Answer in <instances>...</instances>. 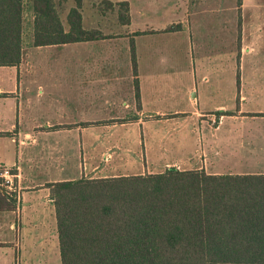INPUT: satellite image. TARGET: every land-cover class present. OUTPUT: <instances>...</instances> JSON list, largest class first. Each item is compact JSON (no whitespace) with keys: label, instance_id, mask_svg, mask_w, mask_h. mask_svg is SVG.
Segmentation results:
<instances>
[{"label":"crops","instance_id":"obj_1","mask_svg":"<svg viewBox=\"0 0 264 264\" xmlns=\"http://www.w3.org/2000/svg\"><path fill=\"white\" fill-rule=\"evenodd\" d=\"M54 1L68 31L67 18L77 6L76 0ZM245 1L241 9L238 6L235 67L234 49L230 64L223 63V19L217 17L222 0H82L84 29L100 31L107 38L44 47L32 46L33 17L26 13L21 63L0 66V170L7 168L13 174L8 185L0 177V187L16 201L15 209L0 210V264L40 263L37 247L47 239L46 228L42 235L40 231V207H45L43 216L48 208L56 219L48 184L87 177L94 171L87 166L64 167L61 156L48 163V147L62 153L63 137L85 136L82 150L91 155L96 122H111L101 136H119L118 122L129 120L134 122L136 135L142 137L149 133L144 120L160 117L168 121V116L175 119L182 114V158L171 159L181 166L166 167L214 175L264 173L234 171V131L240 132L242 142V132H249L244 144L251 148L252 156L255 149L261 154L249 124L264 121V116L250 115L264 114V14L253 16L245 27ZM123 2L129 4V24L120 18L118 4ZM176 25L181 28L166 31ZM180 36L182 81L158 83L157 75L152 74L167 71L169 54L173 56L180 47L169 39ZM132 41L140 100L136 97ZM46 51L55 63H42L39 58ZM145 74H151L150 78ZM179 98L181 109L175 108ZM164 101L170 109L160 107ZM215 120L216 127H209L208 122ZM170 130L166 135L172 134ZM130 132L128 129L125 136ZM163 133L152 127L149 136ZM65 145L70 147L72 142ZM171 148L179 152L176 146ZM124 175L129 173L103 177ZM56 228L51 231L56 233L54 246L59 253ZM59 259L61 262V256Z\"/></svg>","mask_w":264,"mask_h":264},{"label":"trees","instance_id":"obj_2","mask_svg":"<svg viewBox=\"0 0 264 264\" xmlns=\"http://www.w3.org/2000/svg\"><path fill=\"white\" fill-rule=\"evenodd\" d=\"M76 3L66 31L54 0H0V66L21 63L28 12L34 47L107 38L84 29L82 0ZM118 6L121 21L129 24V4ZM131 47L140 100L133 41ZM47 187L61 264H264V173L214 175L172 166L160 173L82 177ZM15 208L0 187V210Z\"/></svg>","mask_w":264,"mask_h":264},{"label":"rangeland","instance_id":"obj_3","mask_svg":"<svg viewBox=\"0 0 264 264\" xmlns=\"http://www.w3.org/2000/svg\"><path fill=\"white\" fill-rule=\"evenodd\" d=\"M261 4V5H260ZM219 4L217 3V10ZM246 9L244 10V20L245 27L249 26L248 22L251 21L252 17L259 14H264V0H246L245 1ZM220 13H217V17H222L223 19V63L230 64L231 60V50L234 49V67L237 66V44H238V0H222V5ZM169 19V18H168ZM258 22V21H256ZM180 40H179V39ZM178 39V40H177ZM170 42H177L176 48L180 46L174 53L173 56L169 54L168 60L169 64L166 67L167 71H161L152 76L157 75L158 83H164L165 81L170 83L175 81L176 84H180L182 81L183 68V46L181 42V36L169 39ZM159 47H162V43L159 44ZM43 64L55 63V58L49 56L48 51L43 52L39 58ZM236 73V71H235ZM150 78L151 74H145ZM50 79V78H47ZM235 82V80H234ZM236 85L234 86V90ZM180 98H181V87H180ZM178 99L179 103L175 104V108L181 109L182 101ZM171 105L165 101L160 104V107L163 109H170ZM167 119L160 120V117H154L149 120H144V125L147 126L148 135H142L139 137L136 135L135 127L129 120L119 121V136H101L100 132L107 130L105 125H110L111 122H96L95 123V136L93 137L95 142L94 152L88 155L82 150L85 146L86 137L80 136L75 137H63L64 142L63 152L55 153L50 147H48V152L46 154L48 163L54 162L55 157L61 156L63 158L64 167L76 168V167H85L87 166L94 171L87 176V178H102L103 176H113V175H123L129 173L133 174H148V173H158L164 171L167 168L166 164H180L178 161L171 160L172 158L177 157L179 160L182 158L181 146L183 142L182 137V114L176 115L175 119L167 117ZM209 127H216V120L209 121ZM156 130L161 129L163 136H149L150 128ZM249 127L252 129L251 136L254 137L257 143H260L261 154L258 153L255 149V154L252 156L251 148L246 146L244 142L248 139V133L245 135L242 132V136L245 141H241L240 132L234 131V171H254L264 172V121H256L255 123H250ZM128 129H131V132L125 136L128 132ZM167 129L176 130L172 132L171 135H166ZM169 131V132H170ZM220 133L221 139L224 137V131ZM99 132V133H98ZM245 135V136H244ZM246 137V138H245ZM91 138V137H90ZM89 138V139H90ZM71 141L72 145L70 147L66 146L65 143ZM223 141V140H222ZM247 142V141H246ZM174 145L177 147L179 152L175 153L174 148L171 146ZM174 151V153L172 152ZM88 163V164H87ZM181 166V164H180ZM172 167V166H171ZM248 168V169H247ZM183 169V168H182ZM55 177V176H52ZM80 179L82 177L78 176ZM85 177V176H83ZM48 207V206H47ZM41 208V235L44 233V227L46 228V243H42L37 247V250L40 252L39 264H61L60 262V251L56 250L54 246L55 235L51 230L56 228V219L55 216H51L46 208V215L43 216V209ZM45 224V225H44ZM44 225V226H43ZM57 229V228H56ZM44 249V250H43ZM44 251V252H43Z\"/></svg>","mask_w":264,"mask_h":264},{"label":"built area","instance_id":"obj_4","mask_svg":"<svg viewBox=\"0 0 264 264\" xmlns=\"http://www.w3.org/2000/svg\"><path fill=\"white\" fill-rule=\"evenodd\" d=\"M0 177L5 180L4 185H8L11 183V179L13 178V174L10 169L4 168L1 169Z\"/></svg>","mask_w":264,"mask_h":264}]
</instances>
